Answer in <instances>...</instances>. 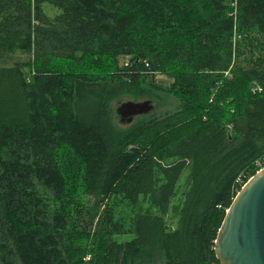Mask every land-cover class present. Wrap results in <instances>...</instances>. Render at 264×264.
Masks as SVG:
<instances>
[{
    "label": "trees",
    "instance_id": "trees-1",
    "mask_svg": "<svg viewBox=\"0 0 264 264\" xmlns=\"http://www.w3.org/2000/svg\"><path fill=\"white\" fill-rule=\"evenodd\" d=\"M144 89L179 108L119 125ZM263 167L264 0H0V264H220Z\"/></svg>",
    "mask_w": 264,
    "mask_h": 264
},
{
    "label": "water",
    "instance_id": "water-1",
    "mask_svg": "<svg viewBox=\"0 0 264 264\" xmlns=\"http://www.w3.org/2000/svg\"><path fill=\"white\" fill-rule=\"evenodd\" d=\"M154 99H127L114 109L121 125L152 114ZM215 253L220 264H264V167L238 191L219 229Z\"/></svg>",
    "mask_w": 264,
    "mask_h": 264
},
{
    "label": "rangeland",
    "instance_id": "rangeland-1",
    "mask_svg": "<svg viewBox=\"0 0 264 264\" xmlns=\"http://www.w3.org/2000/svg\"><path fill=\"white\" fill-rule=\"evenodd\" d=\"M45 11L47 12V14L49 16H54L58 13V11H56V9L54 7H52V5L50 4H45ZM257 54H259V51H257ZM228 74V75H227ZM225 76L230 77L231 75L229 73H227ZM160 80L162 81L164 78L163 76H159ZM142 95L139 94H128L123 96L120 99H117L115 101L112 102V109H113V113H114V109L116 107V105L118 104V102L122 101V100H127V99H132V100H137V101H142L145 99H154L157 103V108L154 112H157L158 114H163L166 112H171L174 111L176 109L179 108L180 106V101L174 97L172 94H168L166 91L160 89V90H154V91H150V90H142ZM153 92H155L157 95L156 97L153 96ZM116 121L118 122V120L116 119ZM119 125H121L118 122ZM74 168L77 169V167L75 166ZM187 174L188 172H186L183 175V178L181 180V184H180V193L172 200L171 205L169 207V209L167 210V212L165 213V219L167 220V223L169 225L170 228L174 229L176 228L177 224H178V214L177 212H175L174 208H178L182 202V192L184 190V182L186 181L187 178ZM140 206L143 210H147L149 209V211L151 210L154 213H157V210L155 209H151L148 205V203H145L143 201H139L136 205H128L127 202H120L118 207L115 210V218L117 220H124L123 223H125L127 225V221L132 217L131 215H133L137 210H140ZM126 236L120 237L118 236V239H124Z\"/></svg>",
    "mask_w": 264,
    "mask_h": 264
}]
</instances>
